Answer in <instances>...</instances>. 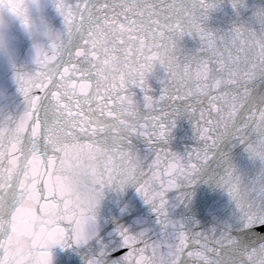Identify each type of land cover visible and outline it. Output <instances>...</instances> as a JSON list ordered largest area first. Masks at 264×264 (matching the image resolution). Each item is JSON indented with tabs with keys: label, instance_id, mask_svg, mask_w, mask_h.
Wrapping results in <instances>:
<instances>
[{
	"label": "snow or ice",
	"instance_id": "obj_1",
	"mask_svg": "<svg viewBox=\"0 0 264 264\" xmlns=\"http://www.w3.org/2000/svg\"><path fill=\"white\" fill-rule=\"evenodd\" d=\"M223 2L52 0L63 20L61 41L35 50L31 74L16 70L23 106L0 107V264H19L29 246L37 250V264H52L54 246L87 245L97 236L105 190L129 186L151 207L156 226L135 233L118 228L117 239L101 242L87 264H264V245L240 253L227 229L219 236L195 232L170 214L190 194L174 202L168 194L204 179L227 192L246 228L264 231V167L245 183L224 155L222 174L202 175L226 138L246 144L249 158L264 165V107L248 106L247 87L264 76V5L230 0L239 26L225 33L206 29ZM5 4L13 10V0H0V8ZM109 33V47L123 50L135 78L121 73L96 83L97 46ZM177 35L186 53L146 80L154 72L152 48ZM122 90L144 101L135 138L109 147L98 173L80 171L81 160L94 159L104 139L88 127L89 115L102 114ZM184 114L194 121L198 146L178 155L167 148L168 138ZM61 134L73 139L64 150L52 144ZM80 201L91 212L74 210ZM41 221L51 228H41ZM226 248L231 255H224Z\"/></svg>",
	"mask_w": 264,
	"mask_h": 264
},
{
	"label": "water",
	"instance_id": "obj_2",
	"mask_svg": "<svg viewBox=\"0 0 264 264\" xmlns=\"http://www.w3.org/2000/svg\"><path fill=\"white\" fill-rule=\"evenodd\" d=\"M254 3L264 5V0H253ZM19 9L13 0L12 15H17ZM43 15L52 26L61 31L63 20L56 12L52 0H45ZM239 26L230 0H224L219 9L211 13L204 27L213 32L225 33ZM18 38L17 53L11 60L0 57V107L8 111H15L23 106V98L18 93V86L14 79L17 69L31 74L36 70L34 64L35 48L32 42L22 32L16 31ZM249 107H264V76H258L248 86ZM122 99V97H120ZM114 102L101 116L109 119L114 117ZM194 121L187 114L176 118L175 127L171 130L167 148L178 155H184L187 151L198 146V137L193 127ZM255 136L251 139L255 140ZM138 143V142H136ZM143 147L142 145H138ZM246 144L226 138L215 149L216 158L210 162L204 175L222 174L224 167L222 157L227 155L245 183L253 180L264 165L259 161L253 162L246 151ZM189 193L190 200L171 209V217L185 225V228L195 232L219 236L225 229L236 242L235 247L240 253H245L253 248L264 245V231L249 229L241 217L235 203L227 192L212 182L201 179L192 187L174 190L168 194L170 201H175L181 193ZM97 236L83 247L61 248L54 246L51 249L52 264H87L100 248V243L105 245L114 242L118 228H127L135 233L146 228H154L155 218L149 205H146L137 194L134 186L127 187L123 192L105 190L104 198L96 210ZM43 228V226H41ZM214 230V231H213ZM36 239L39 240V234ZM231 249L226 248L224 255H231Z\"/></svg>",
	"mask_w": 264,
	"mask_h": 264
},
{
	"label": "clouds",
	"instance_id": "obj_3",
	"mask_svg": "<svg viewBox=\"0 0 264 264\" xmlns=\"http://www.w3.org/2000/svg\"><path fill=\"white\" fill-rule=\"evenodd\" d=\"M18 6L17 15L9 12L7 4L0 8V57L13 59L17 53L18 38L16 31L22 30L32 42L35 49H45L52 44L61 41V32L56 30L43 15L45 0H14ZM113 39L111 33L106 34L99 41L98 51L100 59L97 61L96 83L107 84L110 79L123 73L127 78H135V71H129L126 65L127 56L123 50H113L109 47ZM108 49V51H104ZM186 53L183 38L177 35L174 39H168L160 47H153L151 54L154 57L152 64L154 72L146 77L155 79L162 68L168 66L169 61L176 56ZM122 97V99L120 98ZM114 117L109 119L99 113L90 114L88 127L98 137L104 139L98 147L93 149L94 159H82L79 170L88 173H98L107 156V149L111 146H122L135 138L139 122L145 113L144 101L137 98L131 90H122L118 99L114 101ZM73 142L71 137L57 135L52 138L54 147L64 150ZM83 209L91 212L90 206L85 201H80L74 210ZM39 226L51 228L46 221H41ZM37 250L25 247L17 257L19 264H37Z\"/></svg>",
	"mask_w": 264,
	"mask_h": 264
}]
</instances>
